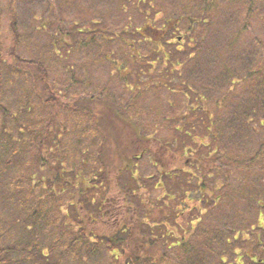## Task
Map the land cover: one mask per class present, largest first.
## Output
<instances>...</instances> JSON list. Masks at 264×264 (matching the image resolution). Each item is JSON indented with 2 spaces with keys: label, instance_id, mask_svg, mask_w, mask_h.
I'll return each mask as SVG.
<instances>
[{
  "label": "rangeland",
  "instance_id": "rangeland-1",
  "mask_svg": "<svg viewBox=\"0 0 264 264\" xmlns=\"http://www.w3.org/2000/svg\"><path fill=\"white\" fill-rule=\"evenodd\" d=\"M249 1L0 0V43L7 49L15 43V37L7 34V31H10L9 28H13L12 22L15 21L14 26L16 25L21 33L18 35V44H22L25 38L27 40L25 48L19 51L21 46H18L17 51L22 54L23 58L37 60L42 65L41 70L45 68L47 76L44 77L53 90L47 92L37 77L35 82L32 81V75H35L34 73L41 74V70L28 64L21 68L23 73L20 69L15 70L14 74L16 75L11 72V76L8 75L5 84L2 69H6L7 66L10 67L15 60L8 57L5 62H2V68L0 66L2 71L0 72L2 78L0 81V143L6 140L3 137H9L8 141H12V143L10 144L6 140L7 144L11 146V150L6 153L0 149V157L10 154L13 145H18V152L15 156L8 157L9 161L6 168L8 184L5 185L6 180H2L3 182L0 183V224H4V229L0 228V247L8 244L22 249L20 244H26L22 253L19 251L10 254V258L20 259L17 264H103L102 261L107 264H126L127 261L129 264L130 262L135 264L133 262L136 257L149 255L152 257V261L143 264H235L234 259L236 260L237 256L233 252L234 249L244 257L247 264L249 263L246 252L251 251V249H254V252L259 249L264 258V247L262 251L261 244L259 246L253 245L258 240L259 234L264 237V229L256 228V217L259 210L262 212L260 216L264 225V206L259 207L262 206L264 200L257 202L256 197H254V188L261 190L264 179L263 181L257 179L258 182H256L257 180L253 181L256 177H260L255 167L246 176L245 173H241L232 167L226 171L225 166H223L224 170L221 169L220 172L225 173L226 171V175L232 177V184H235L236 181L242 183L245 176L246 179L253 182L249 186L246 184L249 181L244 183L248 186H246L247 191L252 196L248 201H245L244 198L240 199L237 207H230V203L224 204V202L222 203L223 207H209L201 218L204 220V224L194 220L198 214L196 209L192 207L193 202L185 204L186 207H183L182 210L165 206L112 207L108 204L107 207H105L106 205L100 207L102 212L100 211L98 215H96L97 212L90 213L89 209L81 212L79 207L67 206V202L61 200L62 195L56 196V201L52 200L53 203H50L48 200L52 198H48V195L59 189L58 187L54 189V185L50 183V179L54 180V172L51 169L52 171L48 176L47 173L43 172L42 167L38 171L34 169L35 157L39 153L41 157L42 155L47 157L51 154L52 157L58 158L57 160L63 156L64 163L60 169L58 166L57 168L60 176L65 177L69 175L72 163H76L79 157L91 155V157L96 158L100 144L104 143L103 145H105L106 143L103 151L105 155H109L107 152H111L110 145L118 141L116 128L108 131L110 126H105V115L107 116L109 113L114 115L115 119H119L117 122L123 135L131 136L136 126L142 132H147L145 137L150 141L154 135L171 142L172 133L175 132L177 125L176 120H179V111L181 112L184 107L187 108L186 103L183 106L182 94L187 89L181 84L191 83L192 79H194L193 82L197 81L196 83L209 82L211 83L209 87L215 89L214 92H211L210 88L205 90L206 94L212 95L210 99H207L206 107L214 114V122L220 125V128L223 127L221 129L223 139L229 134L230 140L234 141L232 138L235 134L237 149H234L236 152L245 150L244 145L245 147L248 146L251 155L257 151L256 148L260 144L262 147L260 149L264 150V126H259L257 123L258 119L264 116V104L261 108L256 109V115L254 113L249 114L248 123L244 128H242V122L239 119L233 122L232 115L228 112L233 110L232 108L222 109L215 105V102L222 98L224 92L227 91L229 84L227 83L229 78L227 68L233 67L242 71L241 67L245 65L242 60L236 57L231 63L218 60L217 57L214 58L215 54L224 51L226 47H230L242 49L243 52H250L251 55L260 49L254 38L264 40V0H253L251 12L249 11ZM203 6L204 13L201 10ZM11 12L13 13V16L11 15L12 20H10ZM201 13L204 17H208L205 22L191 23L192 20L190 19L199 17ZM178 15L180 18L177 17ZM38 16L41 17L36 19ZM188 16L190 17L188 18ZM177 18H179V23H177ZM165 19L176 20L174 24L177 25H171L168 28L165 26ZM188 27H191V31L187 30ZM156 30L163 33L165 38L170 36L169 44L162 46V49L170 50L169 57L163 56L159 51L160 49H156L154 44L146 40L143 44L141 40L142 37L139 34L153 35ZM238 30H245L239 35V38L235 35ZM71 32L73 35L68 37ZM122 37L125 38L126 42L135 43L133 52H131L134 57V59L131 57L132 60L127 61L129 46L125 44ZM80 40L86 45H74L73 42ZM137 40L140 41L136 43ZM70 44L72 46H69ZM136 45L140 46L139 49ZM199 47V51L194 53L193 51ZM138 50L147 56V60L157 59L152 64V72L149 73L150 67L146 63L143 65L145 66L143 72L137 73L136 65L133 64L139 63L140 54ZM5 52L4 54L3 51V57L7 56V51ZM12 60H14L13 63ZM123 66H126L127 72H124ZM14 69L16 68L11 71ZM196 77L199 79L196 80ZM148 80L151 81L146 87ZM58 83L59 88L62 89L59 93L53 86ZM50 92L56 94L59 101H65V103L71 99L70 97L77 98L80 95L87 96L94 93L98 96L100 105L96 106V100L91 101V103L96 104L93 105L92 109L99 113L97 117L100 119V125L95 123L80 133L79 129L73 127L71 117L63 116L62 120L67 124L66 129L61 130L55 124L49 127L51 134L56 127L58 138L61 139L57 144L52 143L53 140H49L46 144L48 147L46 154H44L41 149L39 151L38 144L41 137L36 135L35 129L42 131V128L40 129L41 124H43L42 116L47 114L51 106V102L43 104V100L50 95ZM26 93L29 94V101ZM250 93V99L257 96L255 88ZM133 97H136L134 102ZM19 100L21 102H18ZM39 103L41 104L39 105ZM232 104L234 105L233 101ZM16 105L17 111H14ZM251 105H253V99L248 100V106L251 107ZM97 107H101L100 111ZM26 108L28 110H25ZM83 114H76L75 118L82 121L85 116ZM55 117L56 122H58L62 115L57 111ZM163 117L170 118V124L167 123L166 119H164V123L160 124L158 120ZM223 120L226 123L229 122L231 130L226 128ZM83 121L81 124L84 123ZM87 121H89L88 117ZM114 122L116 123L115 120ZM255 124L260 129L259 134L253 131ZM180 128L183 126L181 125ZM27 129H29V134L26 137L32 141L27 149L31 151L30 162L26 173H18L14 164L18 162V158H21L18 154L21 155L23 151L21 148L22 139H27L25 134H22ZM198 129L196 127L195 130L202 135L201 129ZM176 135H179L181 139L182 137L187 138L182 136V132ZM22 136L24 137L22 138ZM122 138L123 136L120 137V139ZM254 138L255 140H253ZM244 139L246 140L244 141ZM218 144H220V150L224 147L223 151L231 153L233 148L230 149L229 144L224 145V142ZM155 146L156 144L151 141L150 147L153 149ZM170 148L169 150H171ZM223 151L218 162L220 166L227 160L224 158ZM60 152H63L61 156ZM201 152L203 153L202 150ZM138 154L143 157L139 159L132 157L131 160H128L129 157L123 159L124 163H121L119 168L130 174L131 182L134 178L139 184L142 183V174L148 175L149 173L152 175L149 181L151 183L155 181V185L161 179L159 170L152 165V161L147 155L148 152H139ZM100 155L102 156V154ZM48 162L50 163V161ZM0 163H4L1 158ZM86 165L90 168L94 164L88 162ZM118 171V168H111L107 171L109 180L107 194L109 198L114 196L115 185H120V181H125L121 172L117 175ZM47 176L50 178L49 180H47ZM21 177H23L22 180ZM146 180L143 179L144 184ZM19 181L23 187L21 190L23 196L20 199V203L24 207L23 210H19L18 207L21 206L17 204L18 201L15 199L13 202L14 199L11 198L16 188L14 184L19 183ZM180 184L182 185V183ZM154 185L152 186L154 187ZM244 185L242 187L246 188ZM147 192H149V188ZM147 192L141 190V193L149 196ZM149 193L152 202L161 201H156L161 198L157 189H153ZM42 195H44L43 201ZM262 196L264 199V194L261 192L259 198ZM154 198L158 199L153 200ZM58 203L65 207H56ZM146 203L148 204V202ZM45 207H52L50 213L53 218L57 219L59 213L62 214L57 221V226L49 230V233H52V238L47 240L48 242L44 241L41 236V234H46L43 233L44 218H48L44 217L46 215ZM135 209L136 212L134 213ZM146 211L148 212L144 213L145 217L143 218V212ZM33 212H36L34 222L29 220L30 214ZM76 214L80 215V219L83 220L81 231L85 237L82 238L77 233L80 226L75 221ZM13 217L17 220L15 223L12 221ZM24 219L28 223L24 222ZM136 219L139 222H136ZM122 223H125L126 227H131L130 239L126 241L122 251L113 250L111 243H108L103 245L101 255V247L96 253L88 255L87 251L91 250L89 246L93 240L89 234L94 235V237L112 235ZM25 225H29V228H26ZM188 227H190L189 231H187ZM165 229H170L171 233L168 232L166 235ZM229 230L238 231L236 232L238 233L237 239L232 240L229 245L223 244L221 237H228ZM143 231L146 232V237L148 234L150 235L149 239L142 238L141 232L143 233ZM193 234L198 237L192 236ZM154 236L157 239L153 241H157L158 246L150 241ZM177 241L180 242L176 244L177 247L170 246L171 242L174 244ZM195 241L196 244H200L201 241L206 247L194 245L191 254H186L185 250L191 249V242L194 243ZM262 243L264 244V242ZM116 253H118V259L115 256ZM222 256L225 257L224 262L220 260Z\"/></svg>",
  "mask_w": 264,
  "mask_h": 264
},
{
  "label": "trees",
  "instance_id": "trees-1",
  "mask_svg": "<svg viewBox=\"0 0 264 264\" xmlns=\"http://www.w3.org/2000/svg\"><path fill=\"white\" fill-rule=\"evenodd\" d=\"M248 3L250 6L249 11L251 12L252 11L251 5L253 4V0H250ZM201 10L204 13V6L201 7ZM177 17L180 18L179 15ZM189 17L190 16H188V18ZM179 18H177L178 20L177 23H179ZM207 18L208 17H204L203 14L201 13L199 14V17L196 16L195 18L190 19V20H192L191 23L192 22L204 23ZM175 21L176 20L171 21V20L165 19V26H168L169 28V26L171 25L172 26L177 25V24H174ZM12 27H14V25H12ZM187 30L191 31V27H188ZM243 32H245V30H238L236 31L235 35L239 38V35H241ZM72 35H73V32L69 33L68 37H71ZM139 35L142 37L141 40L143 44H145L144 41L146 40L150 42L151 44H154L156 49H160L159 51L162 53L163 56H166V57L170 56V50L162 49V46L164 45L167 46L169 44L170 36L165 38L163 33H160L158 30H156L155 34L153 35H148V34L146 35L139 34ZM122 38L121 39L125 41V44L130 47V49L128 47V51H127L128 52L127 61L134 59V57L131 55V52H133L135 43L126 42V40H124L125 38L124 37ZM138 41L140 40H137L136 43H138ZM254 41L258 43L259 48H260L258 49V51H256V53H252L250 55V52L249 53L246 51L243 52L242 49H234V48L226 47L224 51H221L220 53L218 52V54H215V57H214V58L217 57L218 60L228 62V63L233 62L236 57L245 63V65H242L241 67L242 71H238L236 68H233V67L227 68V72H229V78L227 79V83H229L227 85V91L224 92V96H222V98H220L219 100L215 102V105L217 106V108H222V109L232 108L233 110H229L228 112L231 113L233 122H235V120L237 119H239L242 122V125H241L242 128H244L246 124L248 123L249 114L254 113V115H256L255 114L256 109H259V107L261 108L264 104V96L261 95V94L264 95V40L254 38ZM73 43L74 45L76 44L84 45L85 44L82 42V40H80L79 42H73ZM69 46H72V44H70ZM136 46L139 49L140 46L138 45ZM199 49L200 47L193 52L196 53L197 51H199ZM139 54H140V58L138 59L139 63L133 64L134 66L136 65L137 73L139 74L143 72V70L145 69V66L143 65L144 64L146 65V63L150 67L148 70L149 73L152 72L153 71L152 64L154 60H157V59L152 58L150 60H147L146 55H143L140 51H139ZM23 62H26L28 65L34 66L36 67V69L41 70L42 65L37 60L28 59L27 61H23ZM15 64H16L15 66L16 69H14L13 71H11L13 68L12 69L11 68L2 69L4 71L3 78H4L5 84L7 82L8 75L11 76V72L12 74H14L15 70H19V69L21 70V68L24 67L20 63H15ZM139 64L141 65L139 66ZM123 68H124L123 69L124 72H127L126 66H123ZM34 74L35 75H32L33 82H35V79L37 77V79L41 80L43 88L47 92L53 91L52 87L48 83V80L45 79L44 77V76H47L45 68L44 70H41V74H37V73H34ZM197 79L199 78L196 77V80ZM149 81L151 80L147 81L146 83L147 85H145L146 87L148 86ZM193 81L194 79H192L191 83L185 82L184 84H181L185 86V88L187 89L184 93H182L183 94V106H185V103H186L187 108L184 107L181 110V112L179 111V115H178L179 120H176L177 125L175 126V132L172 133V136L170 139V141L172 140L171 142H169L166 139H163L162 137H155L153 135V139H151V141H153L156 144V146L152 149L150 147L151 141L145 137L147 136V132H142L139 127L136 128L135 126L134 130L132 131L131 136L123 135L121 127L118 126L119 124L117 121L119 119H115L114 115H111L109 113L107 116L105 115L106 117L105 126H110L108 128V131L116 128V131L118 133V141H115L112 145H110L111 152H107L109 153V155L108 154L105 155L103 151V147L104 146L106 147V143L105 145H103L104 143H102V145L100 144L97 157L96 158L91 157V155L79 157L76 163L74 162L72 163V167L69 169V175L67 177L60 176L59 171H58V168L60 169L61 165H63L64 163L63 156L61 157V159L59 158V160H57L58 158L56 159L55 157H52L51 154H49L47 157L46 156L43 157V155L41 157L40 153H39V156L36 155V157L38 156V159H36L35 157L36 161L34 163L35 164L34 169L38 171L39 168L42 167L43 172L45 174L47 173L48 176L53 170L54 180L48 178V176H47V180L50 179V183L54 185L53 186L54 189L56 187L59 188L58 191L56 190L54 192H51L50 195H48V198H52V199H49L48 201L50 203H53L52 200L55 202L56 196L59 197V195H62L61 200H65L67 202V206L79 207L81 212L87 211V209H89L90 213L97 212L96 215L100 214V211L102 212V210H100V207H103L104 205H106L105 207H107L108 204L109 206H112V207H132L133 208V207H163L165 206V207L177 208V210H182L183 207H186L185 204L189 202H193L192 207L196 209V213L198 214V216H196L194 220L198 222L200 221L202 224H204L203 223L204 220L201 218L203 217V215H205V211L209 207H216V206L223 207V204H222L223 202L224 204L230 203V207L231 206L237 207V204L239 203L240 199L244 198L245 201L246 200L248 201V199H250L252 195L249 194V192L247 191L248 190L247 187L251 185L253 182L249 181V179H246V176L247 174H250V172H252L254 170L253 168L255 167V170L257 171L258 176L260 175V177L259 178L256 177L253 181L257 179L259 180L262 179L263 181L264 177L262 176H264V150L260 149L262 148L260 144L259 147L256 148L257 151L251 155L250 150L248 149V146L245 147L244 145L245 150L239 153L236 152L235 149H237L236 147L237 142L235 141V134L232 133L233 134L232 139H234V141L230 140L231 137L229 136V134H227L225 139H223L221 135V129L223 127L220 128V125L214 122L213 120L214 114L210 112V110H208L206 107L207 99H210L212 95L206 94L207 92H205V90L210 88L209 86L211 85V83L198 82L199 83L198 84L196 83L197 81L196 82H193ZM57 85L54 84L53 86H54V89L59 93L61 92L62 89L59 88L60 87L59 83ZM254 88L257 91V96H254V98H252L253 105H251L250 107L248 106V100H252L250 99L249 96L251 95L250 93L251 90L253 91ZM210 91L214 92L215 89L210 88ZM49 94L50 95H48V97L45 98V100H43L44 101L43 104H46L47 102H51L50 103L51 106L49 107L47 114L42 116L41 120L43 121V124H44V125L41 124L40 126V129L42 128V131L35 129L36 135L41 137L40 138L41 140L38 144L39 151L41 149L42 152H44V154H46V150H47L46 148H48L46 147V144L49 142V140L50 141L53 140L52 143H56V144L59 143V140L61 138H58L59 135H57L56 129L58 127H60L61 130L66 129V126H67V124L62 120L63 116L71 117V122L74 125L73 127H76L77 130L79 129L80 133H82L84 129H88L92 127V125H94L95 123L100 125V121H99L100 119L99 117H97L99 116L98 115L99 113L94 112L93 111L94 109H92L93 105H96V104H97L96 106H98V104L100 105L98 96L95 95L94 93H91L87 96L80 95L77 98H75L74 96H73L74 98L70 97L71 99H69V101L66 103L65 101H59L58 96H56V94H52L51 92ZM26 97H27V100L29 101L30 100L29 94L27 95L26 93ZM135 98L136 97H133V102L136 100ZM95 100H96L95 102L96 104L91 103V101L94 102ZM232 101L234 105L232 104ZM40 104L41 103H39V105ZM97 108L100 111L101 107H97ZM57 111L59 112L60 115H62V117L59 119L58 122H56V117H55L57 115ZM114 111H117V110H114ZM80 113H84L83 115H85L84 118H82V121L84 120L83 124H81L82 123L81 119L75 118L76 114H80ZM87 117L89 118V121H87ZM113 119L116 121V123L114 122ZM164 119H166L167 123L170 124L171 119L168 117L160 118L158 122L160 124L164 123L165 122ZM223 121L225 123L224 125L226 126V128L228 130L229 129L231 130L230 124H228L229 122L227 121L226 123L225 120ZM257 123L259 124V126L263 127L264 126V116H261L258 119ZM54 124L57 125V128L55 127L54 132L51 134V132L49 131L50 129L49 127L53 126ZM181 125L183 126V128H180ZM196 127L201 129L200 131L202 135H200L198 131L195 130ZM253 131L256 132V134L260 133V129L258 128L256 124L253 127ZM181 132L183 133L182 136L187 137L186 139L183 137L181 139L179 135H176ZM96 135L98 136V133H96ZM122 136L123 138L120 139V137ZM8 138H7V141H8ZM255 138L253 140H255ZM216 139H219V140H216ZM245 140L246 139H244V141ZM8 142L10 144L12 143V141H8ZM95 142H96V139H95ZM221 142H224V145L229 144L228 146H230V149L231 147L233 148L231 149V153L223 151L224 147H222V149L220 150L221 147L219 148L220 144L218 143H221ZM28 143L31 144V141L29 140ZM17 146L18 145H13L12 152L8 154L7 157L11 155L15 156V154L18 152ZM169 147H171L170 148L171 150H169ZM201 150L203 151V153L201 152ZM226 150H228V148H226ZM135 151L137 152L135 153ZM222 151L224 152V158L227 160H225L226 162L220 166V163L218 162L220 160ZM139 152L141 153L148 152L147 155L149 159L152 161V165L159 170L161 174V179L158 180L155 184L159 186L154 185L155 181L152 183L149 181V179H151V176H152L149 173L148 175L142 174L143 178L141 180L142 181L141 184L136 182L134 178H132V182H131L130 174L126 172V170L119 168L121 163H124L123 159H127L128 157H129L128 160H131L132 157L136 159L142 158L143 156L139 155L138 154ZM62 154L63 152H60V156ZM100 154H102V156ZM18 155L21 156V158H18L19 160L16 164H14V166L17 167L18 173H24V172L26 173V170L28 169L27 168L28 165L26 166V161L23 159V154L21 155L18 154ZM213 155L216 157H214ZM30 156L31 154L29 152V160H30ZM48 161H50L51 164ZM29 162L30 161H28V164ZM88 162L93 163L94 165L92 167H95V168L93 169L92 167L88 168L86 165V163ZM3 165L4 163H0V166H3ZM223 166H225L224 168H226V171L229 170L228 168L232 167V168L238 169L241 173H245L246 176L242 180V183H238L236 181L235 184H232L231 182L232 177L227 176L226 171L225 173L220 172L221 169L224 170ZM24 167H25V171H24ZM111 168H118L119 171L117 175L121 172V175H123L122 177L123 179H125V181L123 182L120 181V185H117V186L115 185L114 196L109 198L107 194L109 190V185H108L109 180H108L107 171H109V169ZM23 177H21V180ZM143 179H147L145 181V184H144ZM256 182H258V180ZM180 183H182V185ZM244 183H246L248 186L244 185ZM152 185H154V187ZM243 185L244 187L246 186L247 187L243 188L242 187ZM14 186H16V188L14 189V194L12 195L11 198L14 199L13 202L16 199L18 201L17 204L21 206V207H18L19 210L21 209L23 210L24 207H22L23 205H21L20 203L21 202L20 199L22 198L21 196H23V192H21L23 187L20 181L19 183L14 184ZM148 188H149V192H151L153 189H157L159 191V194H160L159 196L161 198L159 199L154 198L153 200L158 199L156 201H159V200L161 201H159L158 203H154L155 201L152 202V200H150L151 198L150 193L147 192ZM141 190L146 191L149 194V196H147L145 193H141ZM261 192L264 194V185L261 188V190L254 188V195H255L254 197H256L255 199L257 202L258 201L263 202L264 200L263 196L262 198H259V195ZM42 196H43V199H42L43 201L44 195ZM113 198H115L114 200L116 201H114ZM111 201L112 203H110ZM146 202H148V204ZM263 206H264V203H262V206H259V207H263ZM56 207H65V206L64 205L62 206V204L58 203ZM51 209L52 207H45V211H44L46 212V215H44V217H48L46 219L44 218L45 221H44V232L43 233H46V234L45 235L41 234L44 241L45 240L47 241L50 238H52V233H49V230L52 227L55 228V226H57L58 224L57 221L58 219H60L61 217L60 215H62L61 213H59V216L57 217V219L53 218V215H51L50 213ZM135 212H136V209L134 213ZM147 212L148 211L143 212V215H142L143 218L145 217L144 213H147ZM261 213L262 212H260L259 210L257 217H256V222H257L256 228H259V229L263 225V222H262L263 219L260 216ZM79 216L76 214L75 221L80 226L79 229L77 230L78 236L82 238V237H85L82 234L83 231H81L82 230L81 224L83 223V220H81L82 218L80 219ZM89 216L92 218L91 215ZM35 219H36V212H33L30 214L29 220L34 222ZM12 221L15 223V221L17 220L15 219V217H13ZM24 222H27V220L24 219ZM136 222H139V221H137L136 219ZM14 223L12 224L14 225ZM3 225L4 224H0L1 229H4ZM25 227L29 228V225H25ZM130 228L126 227L125 223H122L120 226L117 227L116 232H114L112 235L109 234L103 237L102 236L94 237V235L92 236L89 234V237L92 238L93 240L89 246L91 250L87 251L88 255L94 252L96 253L100 247H101V250H100V255H101L103 253V247H104L103 245L108 244V243H111L113 250L114 249L118 250V252L122 251L125 248L124 244H126V241L130 239L129 237L131 234ZM189 229L190 227H188L187 231H189ZM168 232L171 233V230L165 229L166 235H168ZM236 232L233 230H229L228 237H221L222 238L221 242L223 244L229 245L232 240L237 239L238 233ZM141 235H142V238H145L146 232L145 231H143V233L141 232ZM192 236H197V235L193 234ZM149 237L150 235L148 234V237L146 238L149 239ZM257 237L259 239L261 238V235L259 234ZM184 238L185 236L183 237V239ZM156 239L157 238H155L154 236L150 239V241H152V244H156L158 246V242L153 241ZM179 241L174 242V244L172 242L171 244L170 243L169 244L170 246L173 245L177 247L176 244H179L181 242ZM199 243L200 244H196V241L194 243L191 242V249L185 250V253L191 254L192 249L194 248V245L204 247V248L206 247V245L201 243V241ZM20 245L22 246V249H19V247L15 245H8V244L2 245L0 247V264H9L11 262L14 264L19 263L20 259L14 260L13 258H10L9 255L13 253H17L19 251H21L22 253L23 249L26 248V244L21 243ZM259 245H256V246H259ZM106 247H108V245H106ZM115 256L118 259V253H116ZM151 258L152 257L151 256L149 257V255L146 257L145 256L136 257L133 263L143 264L144 262L152 261ZM102 263L107 264L103 261ZM111 264H114V263H111ZM126 264H129V261H127ZM130 264L132 263L130 262Z\"/></svg>",
  "mask_w": 264,
  "mask_h": 264
},
{
  "label": "flooded vegetation",
  "instance_id": "flooded-vegetation-1",
  "mask_svg": "<svg viewBox=\"0 0 264 264\" xmlns=\"http://www.w3.org/2000/svg\"><path fill=\"white\" fill-rule=\"evenodd\" d=\"M22 1V0H21ZM24 1H26V0H24ZM28 1V0H27ZM42 2V1H41ZM11 15L13 16V13L11 12L10 13V20H12V18H11ZM34 17V16H33ZM41 16H38L36 19H38V18H40ZM17 19V18H16ZM15 20V19H14ZM15 21H13L12 22V24L11 25H14L15 23H14ZM9 30L10 31H7V34L8 35H13L14 37H15V43L12 45V47H10L9 46V48L7 49L6 47H4V45H2L1 43H0V66H1V68H2V62H5V60H6V58H8V57H10V58H12V59H16L15 60V62H14V60H12V65L9 67V66H7V68L6 69H12V68H15V66H16V64L15 63H20L21 65H23V66H25L27 63L26 62H23V61H27L28 59L27 58H23V56H21L22 54L21 53H19V51H21V50H23L24 48H25V46H26V43H27V40H26V38H25V40H24V42L22 43V44H18V39H19V36L18 35H20L21 33H20V29H18L17 27H16V25L13 27V28H9ZM20 33V34H19ZM7 34H4V35H7ZM18 46H21V49L19 50V51H17V49H18ZM3 51H4V54L6 53L5 51H7V56L6 57H3L4 56V54H3ZM0 72H2L1 71V69H0ZM22 73H23V71H22ZM14 75H16V74H14ZM1 76H0V81H1ZM18 102H21V100H19ZM18 104V103H17ZM17 105H16V107H15V110L14 111H17ZM25 110H28L27 108L25 109ZM5 112H6V109H5ZM26 113H28V112H26ZM23 115V114H22ZM23 118H24V116H23ZM24 131V130H23ZM28 131H29V129H27V130H25V132L22 134V135H24L25 134V137L26 136H28ZM24 136H22V138H23ZM4 139H6L7 140V138H5V137H3ZM27 138V137H26ZM4 141L3 140V142H1L0 143V149H2L4 152H9V150H11V146H9L7 143V141ZM28 141H29V139L27 138V139H22V154H23V159L26 161V166L28 165V161H29V152H30V154H31V151H29V150H27L28 149V146H29V143H28ZM32 142V141H31ZM38 156H39V154H38ZM3 161H4V165L3 166H0V183L1 182H3L2 180H6L5 182H6V184L5 185H7L8 184V178H7V176H6V174H7V172H6V168H7V163H8V160H9V158L7 157V155H5V156H3V157H0ZM9 173V172H8ZM3 174H5V175H3ZM7 178V179H6ZM261 228L262 229H264V225H262L261 226ZM262 242H264V237H261V238H259L258 240H256V243H254L253 245H259V244H261L262 245V251H263V247H264V244L262 243ZM252 245V246H253ZM257 251L256 252H254V249H251V251L249 250V251H247L246 252V256L248 257V263L249 264H251V263H256V264H264V258L261 256V254H260V251H259V249H256ZM233 252H234V254L237 256V259L235 260L234 259V262L236 261V263L235 264H247V262L245 261V259H244V257H242V255L241 254H238L237 253V251H236V249H234L233 250ZM253 255V256H252ZM220 260L222 261V262H224L225 261V257H220Z\"/></svg>",
  "mask_w": 264,
  "mask_h": 264
}]
</instances>
